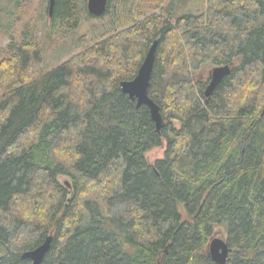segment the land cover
Here are the masks:
<instances>
[{"label":"trees","instance_id":"trees-1","mask_svg":"<svg viewBox=\"0 0 264 264\" xmlns=\"http://www.w3.org/2000/svg\"><path fill=\"white\" fill-rule=\"evenodd\" d=\"M138 1L109 0L113 33L51 70L27 32L0 51V264H31L50 234L42 264H216L220 228L228 264H264V0ZM87 4L55 0L50 16L76 28ZM156 39L160 132L120 86ZM230 63L206 97L197 73Z\"/></svg>","mask_w":264,"mask_h":264},{"label":"rangeland","instance_id":"rangeland-1","mask_svg":"<svg viewBox=\"0 0 264 264\" xmlns=\"http://www.w3.org/2000/svg\"><path fill=\"white\" fill-rule=\"evenodd\" d=\"M50 3V0H0V51L21 41L22 34L27 32L29 35L36 36L41 44L45 58L44 67L47 71L92 46L117 28L116 12L104 19L89 18L82 12L78 26L70 28L61 20H54L50 16ZM119 4L122 5V0H119ZM178 4L181 5L180 12H200L205 10L207 0H178ZM142 6H147V3L139 0L134 11L137 12ZM115 11L121 15L124 7L120 6L118 10L115 8ZM152 11L155 10H147V13ZM214 66L209 65L198 72L197 76L207 79ZM164 150V147L153 148L148 152V159L154 162L155 159L164 155ZM59 180L66 187H72V181L67 176L61 175ZM216 233L226 237L224 229L220 228Z\"/></svg>","mask_w":264,"mask_h":264},{"label":"water","instance_id":"water-1","mask_svg":"<svg viewBox=\"0 0 264 264\" xmlns=\"http://www.w3.org/2000/svg\"><path fill=\"white\" fill-rule=\"evenodd\" d=\"M50 2L49 10L52 15L55 0H51ZM108 3L109 0H88V11L95 17H101L106 13ZM158 45L159 39L154 40L137 75L132 80L121 81L120 86L122 91L127 94L131 100L136 102L138 108L142 106H147L149 108L151 117L156 124V130L160 132L165 125V119L159 104L149 94ZM234 66L233 63L216 65L210 70V80L205 89L206 97L210 98L213 95L215 89L220 85L224 78L232 73ZM52 240L53 234H50L40 246L24 252L22 255L23 258L31 260V264H42L52 246ZM232 250L233 249L229 245L227 237L219 236L217 233L213 235L207 246V254L216 264H228Z\"/></svg>","mask_w":264,"mask_h":264}]
</instances>
